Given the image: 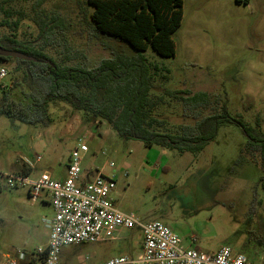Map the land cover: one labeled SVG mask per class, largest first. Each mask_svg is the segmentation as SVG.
I'll list each match as a JSON object with an SVG mask.
<instances>
[{"label":"rangeland","instance_id":"rangeland-1","mask_svg":"<svg viewBox=\"0 0 264 264\" xmlns=\"http://www.w3.org/2000/svg\"><path fill=\"white\" fill-rule=\"evenodd\" d=\"M86 2L43 0V8L60 15L69 29L64 34L67 46L57 41V49L49 53L61 52L89 68L117 54L135 56L127 44L96 36ZM1 6L28 15L32 11V2L23 0H0ZM183 10L182 25L174 35L176 56L163 58L152 49L144 53L149 64L161 68L152 90V95L163 97L156 114L171 127L193 124L181 98L184 93H207L219 97V107L226 103L228 115L256 129L259 138L264 134V0L249 4L184 0ZM3 18L0 9V35L11 33L1 26ZM38 33L26 20L17 37L29 42ZM2 66L8 69L5 85L10 86L14 65ZM85 116L57 102L50 106L51 122L46 126L0 117V264H30V257L48 243L49 223L55 217L46 193L34 201L27 186L11 187L10 180L16 176L36 180L44 174L64 180L70 157L84 137L89 152L82 154L83 173L98 170L115 178L110 200L119 211L142 223H162L185 248L214 254L227 247L251 264H264V184L260 183L264 173L259 153L253 157L243 153L249 138L241 126L223 123L216 139L193 155L122 139L108 123H88L90 115ZM241 157L243 163L236 166ZM142 243L140 230H120L113 239L64 248L62 263L136 258Z\"/></svg>","mask_w":264,"mask_h":264},{"label":"trees","instance_id":"trees-1","mask_svg":"<svg viewBox=\"0 0 264 264\" xmlns=\"http://www.w3.org/2000/svg\"><path fill=\"white\" fill-rule=\"evenodd\" d=\"M23 1L32 2L30 15L11 6H1L4 14L1 26L11 33L0 35V47L37 61L0 55V65L13 64L15 74L10 86L2 89L0 117L46 126L51 122V104L60 102L74 111L86 113L85 117L90 115L88 123L98 120L108 123L122 139L140 141L149 148L193 155L202 153L216 139L223 123L231 122L241 126L248 135L243 153L250 157L259 153V166L264 173V134L259 133L256 138V129H249L242 121L231 118L226 103L219 107V97L184 93L181 99L188 116L194 118L193 124L171 127L168 120L156 114L163 97L152 95V90L161 68L149 64L144 53L152 49L163 58L176 56L174 35L183 22L184 0H87L86 8L92 10L88 14L89 25L96 36L123 42L136 52L133 57L114 55L94 68L74 62L58 51L51 55L50 50L58 47L57 41L67 46L64 34L69 29L65 20L45 10L43 0ZM236 1L249 4L251 0ZM26 20L39 31L34 41L24 42L17 37ZM207 110H210L208 115ZM242 163L241 157L235 165ZM260 183L264 184V176ZM43 261L44 255L31 264Z\"/></svg>","mask_w":264,"mask_h":264},{"label":"built area","instance_id":"built-area-1","mask_svg":"<svg viewBox=\"0 0 264 264\" xmlns=\"http://www.w3.org/2000/svg\"><path fill=\"white\" fill-rule=\"evenodd\" d=\"M8 76V69L0 65V89L7 87ZM85 141L86 137L80 139L79 146L72 153L64 180H54L49 174L36 180L28 176H16L10 180L11 187L27 186L34 201L46 193L55 212L49 223L48 243L30 257V264L43 255L42 264H63V249L66 247L113 239L120 230L134 229L143 235L138 257H116L96 264H251L244 255H235L227 247L214 254L185 248L181 239L162 223H142L134 215L119 211L110 200V193L116 186L115 178L98 170L83 173L82 154L89 152ZM40 161L41 157H38L36 162ZM27 165L34 168L32 162ZM20 259L24 260L25 255L21 254Z\"/></svg>","mask_w":264,"mask_h":264},{"label":"water","instance_id":"water-1","mask_svg":"<svg viewBox=\"0 0 264 264\" xmlns=\"http://www.w3.org/2000/svg\"><path fill=\"white\" fill-rule=\"evenodd\" d=\"M0 55L3 56V57H10V58H15V59H23V60L33 61V62L37 61L33 57H30V56L25 55V54L20 53V52L6 50V49H4L2 47H0Z\"/></svg>","mask_w":264,"mask_h":264},{"label":"crops","instance_id":"crops-1","mask_svg":"<svg viewBox=\"0 0 264 264\" xmlns=\"http://www.w3.org/2000/svg\"><path fill=\"white\" fill-rule=\"evenodd\" d=\"M88 172H89V171H88ZM88 172H87V173H88ZM90 172H91V171H90ZM141 249H142V248H141ZM197 249H198V248H197ZM198 250H199V249H198Z\"/></svg>","mask_w":264,"mask_h":264},{"label":"flooded vegetation","instance_id":"flooded-vegetation-1","mask_svg":"<svg viewBox=\"0 0 264 264\" xmlns=\"http://www.w3.org/2000/svg\"><path fill=\"white\" fill-rule=\"evenodd\" d=\"M248 136V135H247Z\"/></svg>","mask_w":264,"mask_h":264}]
</instances>
